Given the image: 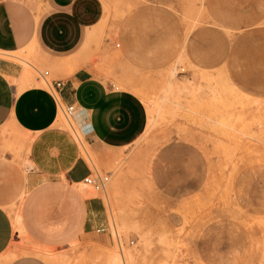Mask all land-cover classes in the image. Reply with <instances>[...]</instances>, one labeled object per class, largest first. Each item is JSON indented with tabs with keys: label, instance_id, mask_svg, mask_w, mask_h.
Returning a JSON list of instances; mask_svg holds the SVG:
<instances>
[{
	"label": "rangeland",
	"instance_id": "1",
	"mask_svg": "<svg viewBox=\"0 0 264 264\" xmlns=\"http://www.w3.org/2000/svg\"><path fill=\"white\" fill-rule=\"evenodd\" d=\"M97 2L90 16L100 20L77 62L56 68L87 66L117 90L132 83L152 106L148 129L101 164L59 112L58 125L109 182L103 192L88 187L105 203L103 225L83 233L75 216L74 245L49 248L55 260L45 261L104 264L102 254L122 250L131 264H264V0ZM0 57L33 68L36 80L55 77L31 55ZM18 216L21 256L34 245ZM114 226L127 230L122 247Z\"/></svg>",
	"mask_w": 264,
	"mask_h": 264
},
{
	"label": "crops",
	"instance_id": "2",
	"mask_svg": "<svg viewBox=\"0 0 264 264\" xmlns=\"http://www.w3.org/2000/svg\"><path fill=\"white\" fill-rule=\"evenodd\" d=\"M97 1L0 0V54L31 55L54 70L53 79L64 84L62 102L81 111L75 122L86 145L99 163L107 164L148 129L141 95L132 83L115 89L87 66L72 72L56 68L77 62L83 48H76L81 42L86 46L90 29L100 20L90 16L97 14ZM24 71L21 64L0 57V264H48L38 256H16L18 214L29 241L50 252L63 242L74 245L75 216L79 229L91 233L103 225L106 212L102 200L81 191L84 179L94 173L73 135L58 125L51 92L27 87Z\"/></svg>",
	"mask_w": 264,
	"mask_h": 264
},
{
	"label": "bare ground",
	"instance_id": "3",
	"mask_svg": "<svg viewBox=\"0 0 264 264\" xmlns=\"http://www.w3.org/2000/svg\"><path fill=\"white\" fill-rule=\"evenodd\" d=\"M31 68V67H30ZM33 73L34 72H32V69H27L26 71H25V73H24V77H25V81H26V86L27 87H29V86H39V87H46V83L42 80L41 81V83H36L35 81H34V76H33ZM34 82V83H33ZM129 84V83H128ZM123 85V84H122ZM127 85V84H126ZM130 85H131V83H130ZM132 87H133V85H131ZM123 87V86H122ZM121 87V88H122ZM127 87H129V86H127ZM126 86H125V88H127ZM137 87V86H136ZM126 90V89H125ZM130 90V89H129ZM134 91V90H133ZM137 91V90H136ZM136 91H135V93H136ZM131 92V91H130ZM139 95H141L140 93H139ZM143 95V94H142ZM137 96V95H136ZM139 97V96H138ZM142 97V96H141ZM145 97V96H144ZM144 97H142V100H143V102H144V104L145 103H149L148 102V100L146 99V98H144ZM148 106H149V109L151 110V105H149L148 104ZM153 114V111H150V117H151V115ZM151 119V118H150ZM74 120V119H73ZM75 121V120H74ZM150 121V120H149ZM151 127V126H150ZM150 129V128H149ZM80 141H81V139L80 138H78ZM80 143V142H79ZM88 187H91V188H93L95 191H97V192H103V191H105V190H99V189H97V188H95V187H93V186H87V185H80V188H81V191H83V192H85L86 191V193L88 194V196L89 197H91V195H92V197L94 196V192L91 190V189H89ZM88 191V192H87ZM93 192V193H92ZM90 194V195H89ZM18 220H19V217H18ZM23 231V233H25L24 232V230L22 229L21 230V232ZM113 231V235L114 236H116V238H119V234H120V232L121 233H124L125 231H127L126 230V228H122V229H119L117 226H114V229L112 230ZM24 235V234H23ZM26 236V235H25ZM102 249V248H101ZM24 252V251H23ZM22 255H34V256H38V257H41L42 259H49V258H51L52 256H50L48 253H47V251H45V250H43V249H41L39 246H35L34 245V247L31 249V250H29L28 252H25V254L23 253ZM50 257H49V256ZM92 256V255H91ZM95 256V255H94ZM98 256H100V255H98ZM19 257V256H18ZM56 257V256H55ZM58 257V256H57ZM17 258V257H16ZM102 260H103V263L104 264H131V262H133V257H132V255L131 254H129V253H125V252H123L122 250H121V253L119 254V253H117L116 251H111V252H109L108 254H102L101 255V257H100ZM12 259V258H11ZM51 259H53V260H55L54 258H51ZM59 259V258H58ZM95 260H96V258H94ZM101 259H100V261H101ZM10 260V259H9ZM12 260H14V259H12ZM11 260V261H12ZM47 261V260H46ZM49 261V260H48ZM61 261V260H60ZM98 261H99V259H98ZM53 262V261H52ZM57 262V261H56ZM56 264V263H55Z\"/></svg>",
	"mask_w": 264,
	"mask_h": 264
},
{
	"label": "built area",
	"instance_id": "4",
	"mask_svg": "<svg viewBox=\"0 0 264 264\" xmlns=\"http://www.w3.org/2000/svg\"><path fill=\"white\" fill-rule=\"evenodd\" d=\"M42 78L44 79L48 90L51 92L57 106L59 112L61 111L64 117L67 120L76 119L81 116V111L78 109L76 105H65L59 95V90L63 88L64 84L60 80H54L51 78V74L49 71H44L42 74ZM109 182L108 177H103L100 174H92L84 179V184L87 186H93L99 190H105ZM105 229L99 230L98 232H105ZM118 244L122 247V243L120 238H117ZM131 245H134V242H131Z\"/></svg>",
	"mask_w": 264,
	"mask_h": 264
}]
</instances>
